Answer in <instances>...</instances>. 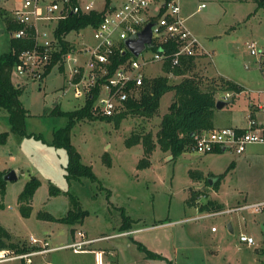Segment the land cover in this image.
I'll return each mask as SVG.
<instances>
[{"label":"rangeland","instance_id":"374dc122","mask_svg":"<svg viewBox=\"0 0 264 264\" xmlns=\"http://www.w3.org/2000/svg\"><path fill=\"white\" fill-rule=\"evenodd\" d=\"M22 1L0 0L5 14L0 17V56L10 51L8 21ZM104 3L100 1L98 8ZM180 4L186 26L210 54L199 57L195 73L210 79L224 77L246 87L242 94L231 92L226 107L215 108V125H240L237 121L248 114L251 100L259 97L254 92L264 90V60L261 65L246 45L256 42L258 50L264 51V0H180ZM87 39L93 40L92 27L69 36L76 48ZM153 55L149 49L142 57ZM145 72L148 78L165 75L161 62L146 66ZM182 79L170 76L172 83ZM13 80L24 87L21 101L30 112L27 132L41 138L14 133L8 112L0 109V134H10L8 142L0 145V174L14 170L18 176L6 183L0 225L11 234L12 242L26 244L28 252L48 245L51 251L32 256V264H264V207L258 212L239 210L264 202L263 145L249 146L243 154L234 149L210 154L190 150L177 157L158 147L150 158L151 165L139 168L145 158L144 146H129L127 139L157 134L175 100L170 91L162 97L153 118L129 116L120 125L105 119L77 122L71 143L98 181H69L67 151L51 146L54 132L69 120L51 111L56 106L72 111L82 107L84 100L74 99L72 90L63 93L69 86L66 73L58 67L43 81L18 76ZM225 94L220 90L217 102ZM34 178L39 187L26 217L19 196ZM210 178L218 180L214 186ZM212 203L222 205L223 211H237L197 219L215 213L202 209ZM78 205L88 213L81 223L71 225L42 217L64 218ZM85 231L88 238H108L92 241L79 251L69 247L82 238L90 241ZM78 232L82 236L78 237ZM121 232L123 235L113 236ZM242 232L255 238V246L240 242ZM32 238L39 243H33ZM96 252H102V261ZM0 264L27 262L16 259Z\"/></svg>","mask_w":264,"mask_h":264},{"label":"built area","instance_id":"2783aa9c","mask_svg":"<svg viewBox=\"0 0 264 264\" xmlns=\"http://www.w3.org/2000/svg\"><path fill=\"white\" fill-rule=\"evenodd\" d=\"M100 1L102 0H23L12 19L21 27L12 33V37L31 40L32 46L20 53L13 77L43 81L54 54L61 50L60 40L55 34L58 23L73 15L82 16L92 12L102 13V21L97 27H92L93 40H84L78 48L72 44L74 49L66 55L64 72L69 87H65L63 93L67 94L72 90L73 98L84 100V104L88 98L94 99L92 109L97 116L114 117L125 111L127 102L140 98L148 77L146 66L156 62H161L164 66L169 60L173 66H179L182 58L210 56L186 26L180 0H121L115 3L112 0L110 5L105 0L103 8L99 9L97 4ZM148 24H153L154 47L151 50L154 55L142 57L149 50L147 49L139 57H135L126 45V40L138 36ZM170 43L178 45L174 54L168 51ZM246 45L263 65L264 51L258 50L256 42H247ZM126 53L132 56L115 67L116 56ZM113 67L115 69L111 73ZM259 94L262 95V101L257 104V109L264 113V90L259 91ZM231 98V92H226L223 100L230 101ZM251 145L264 146V127L250 115L245 128L232 126L200 134L193 150L210 154L226 147L243 154ZM263 207L264 202H258L242 206L239 210L254 209L258 212ZM233 211L237 210L207 214L197 219ZM212 231L215 232L216 229L213 228ZM79 235L82 236V233ZM239 240L250 247L256 244L255 238L246 233H241ZM32 241L39 243L33 238ZM91 242L81 240L69 247L81 250ZM49 251L51 249L48 245L27 253L3 249L0 250V263L22 259L27 264H32V256Z\"/></svg>","mask_w":264,"mask_h":264},{"label":"trees","instance_id":"16d2710c","mask_svg":"<svg viewBox=\"0 0 264 264\" xmlns=\"http://www.w3.org/2000/svg\"><path fill=\"white\" fill-rule=\"evenodd\" d=\"M112 0H108V4ZM0 17H5L3 11L0 10ZM103 14L100 12H92L88 15L70 16L66 20L58 23L55 34L61 43L60 52L54 54L53 60L48 68L45 78L50 75L53 69L58 66L59 70L64 72V60L66 55L74 49L72 43L67 40L72 33H79L88 27H97L102 21ZM20 25L12 20L8 21V29L13 32L20 29ZM10 51L0 56V109L6 110L9 114L11 130L22 136L41 138L27 132V119L30 115L28 109L25 108L21 101L24 93V87L16 84L13 80L14 69L19 63L20 53L32 46V41L27 39L13 38L10 41ZM178 49V45L170 43L168 51L174 54ZM132 56L130 53L119 54L116 56L115 67ZM197 56L182 58L179 66H173L171 61H167L163 70L165 75L155 78H146L142 94L138 99H132L126 103V109L122 113L114 117H103L94 114L92 105L94 99L88 98L86 103L75 110L63 111L56 106L51 114L68 118V124L54 132V138L51 146L55 148H64L68 154V165L66 167V177L70 180H79L89 178L92 181H98L92 167L83 163V157L78 149L71 143L73 128L76 123L83 120L105 119L108 121L115 120L120 125L122 120L129 117L153 118L160 109L162 97L170 91L175 93V100L169 108V112L163 117L159 131L154 136L152 133L147 135H135L127 139L129 146L142 144L145 149V158L139 163V168L149 167L151 165L150 158L153 152L160 147L164 152H169L173 156H179L187 151L193 150L197 137L208 131L215 129L214 116L217 104V93L220 90L233 92L236 95L241 94L245 89L233 80L222 78H204L195 73L197 68ZM62 63V64H61ZM115 67L112 68L111 73ZM182 77L178 83H172L170 76ZM208 84H207V83ZM96 97V93H95ZM9 132L0 134V145L8 142ZM222 151L218 149L215 153ZM108 166H111V160L107 157ZM4 173L0 174V207L2 199L6 193V183L3 179ZM220 180V178H219ZM218 181V180H217ZM39 182L34 178L28 183L25 190L19 196V203L24 216L29 217L31 213V201ZM77 201V200H76ZM77 203H79L77 201ZM204 209L209 212H222L224 207L220 204H208ZM88 213L83 211L78 205L74 210H70L66 217L56 219L51 215L42 216L45 219L57 221L67 224H76L83 222ZM11 234L0 225V250L14 249L18 253L28 252L26 244H19L11 241ZM156 255H153L155 257ZM171 264V262H169Z\"/></svg>","mask_w":264,"mask_h":264},{"label":"water","instance_id":"95a60500","mask_svg":"<svg viewBox=\"0 0 264 264\" xmlns=\"http://www.w3.org/2000/svg\"><path fill=\"white\" fill-rule=\"evenodd\" d=\"M152 27H153V24H148L146 28L138 36H133V37H130L128 40H126V45L128 46L129 50L135 57H139V55L143 51L147 49H152L154 47V44L152 41V37H153ZM228 104H230V101L221 100L217 102L216 108L222 109L226 107ZM225 150H227V148L223 147L222 151H225ZM3 179L5 182L15 181L18 179V176H17V173L14 170H12L8 172L7 174H5ZM216 181L217 179H214V178L209 179V183L211 186H214ZM229 230L232 233L234 232L231 224H229Z\"/></svg>","mask_w":264,"mask_h":264},{"label":"crops","instance_id":"0c3cea01","mask_svg":"<svg viewBox=\"0 0 264 264\" xmlns=\"http://www.w3.org/2000/svg\"><path fill=\"white\" fill-rule=\"evenodd\" d=\"M113 3H115V0H113ZM199 59V58H198ZM197 64H198V61H197ZM236 83H238V82H236ZM239 85H241L244 89H246V87L243 85V84H241V83H238ZM246 91V90H245ZM245 91H243V92H245ZM242 92V93H243ZM241 93V94H242ZM254 93H257L258 94V96L259 97H257V98H254L253 100H251V103H250V105H249V109H248V114L243 118H240L237 122L238 123H240V125H236L237 127H242V128H245V127H247L248 126V123H249V116L251 115L253 118H255L263 127H264V113H262V112H260L258 109H257V104L259 103V102H261L262 100V95L261 94H259V91L257 90L256 92H254ZM259 98H260V101H259ZM257 100H258V102H257ZM214 124H215V122H214ZM220 128H225V127H220V126H216L215 125V129H220ZM252 146V145H251ZM222 212H224V211H222ZM82 230H80L79 232H81ZM79 232H78V237H79ZM83 232V231H82ZM214 232V231H213ZM123 233L124 232H121V234L119 233V234H116V235H113V236H121V235H123ZM243 233V232H242ZM85 234H86V236H87V233H86V231H85ZM88 240H90V241H93L92 243H94V242H96V241H100V240H102V239H107L108 237L107 236H105V237H100V238H88V236L86 237ZM74 240H75V238H74ZM82 240H84L83 238H82ZM75 242H77V241H75ZM243 244V243H242ZM244 245H246V244H244ZM21 246H23V244L21 245ZM248 246V245H247ZM248 247H250V246H248ZM79 251V250H78ZM83 251V250H82ZM100 251H102V250H100ZM27 253V252H26ZM96 254H97V258L99 259V260H101L102 258H100V257H102L101 256V254H102V252H96ZM24 261H26V260H24ZM102 261V260H101ZM102 264V263H101ZM103 264H104V262H103Z\"/></svg>","mask_w":264,"mask_h":264}]
</instances>
